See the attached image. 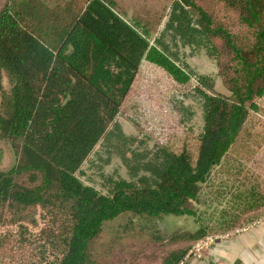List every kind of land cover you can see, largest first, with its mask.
<instances>
[{
    "label": "trees",
    "instance_id": "obj_1",
    "mask_svg": "<svg viewBox=\"0 0 264 264\" xmlns=\"http://www.w3.org/2000/svg\"><path fill=\"white\" fill-rule=\"evenodd\" d=\"M166 37L204 50L226 92L181 64ZM144 60L181 87L172 105L192 137L177 147L123 128ZM188 99L200 107L198 131ZM261 99L264 0H0V142L13 157L0 168V264H140L98 246L105 222L125 219L126 231L134 218L197 217L216 168L258 162ZM100 148L130 178L86 183ZM152 227L142 230L163 264H178L207 234Z\"/></svg>",
    "mask_w": 264,
    "mask_h": 264
},
{
    "label": "rangeland",
    "instance_id": "obj_2",
    "mask_svg": "<svg viewBox=\"0 0 264 264\" xmlns=\"http://www.w3.org/2000/svg\"><path fill=\"white\" fill-rule=\"evenodd\" d=\"M164 39L181 64L186 65L196 74L209 75L214 79L215 88L226 92L217 74L215 61L208 58L204 50L193 52L188 47H183L179 40H170L169 37ZM174 41H177V45ZM180 88L163 68L144 60L122 109L121 122L125 132L144 137L147 145L161 142L170 147H177L186 138L192 137L179 124L177 110L172 105V99L180 94ZM190 102L191 100L188 99L187 103L192 106L191 110L195 111L191 120L195 130L198 131L201 127L200 107L197 103ZM260 105L263 112L259 113V117L263 121L264 99H261ZM254 160L264 164V144ZM12 162L10 150L0 142V168H7ZM254 164V162L247 166L244 163H241V166L231 164L228 166V171L220 167L216 168L212 179L204 184L201 190L197 217L167 215L153 222L134 218L133 226L126 231L123 229L125 219L112 223L107 221L99 241L103 243L98 246L102 250L115 249L118 256L123 259L131 260L134 257L139 258L142 264H162L164 260L162 254L153 252L155 245L150 241L151 235L146 231L143 232V228L153 226V231L172 233L176 230L195 231L205 227L207 233H214L224 231L222 229L225 226L233 229L243 225L246 218L243 215L248 210L245 202L251 204L257 201L256 193L264 195V165L257 168ZM240 170L244 171L240 172ZM236 172L240 173L236 175ZM108 175L130 178L122 159L110 154L107 148H100L91 161L85 164L82 178L86 183L100 187L102 176ZM262 201L259 200L258 203ZM214 224L221 229L211 226ZM153 234L158 236L157 232ZM118 236L122 238H117ZM143 247L147 248L142 249Z\"/></svg>",
    "mask_w": 264,
    "mask_h": 264
},
{
    "label": "crops",
    "instance_id": "obj_3",
    "mask_svg": "<svg viewBox=\"0 0 264 264\" xmlns=\"http://www.w3.org/2000/svg\"><path fill=\"white\" fill-rule=\"evenodd\" d=\"M259 163L256 162L254 165L259 167L264 165ZM247 165H250V163L245 164V166ZM255 197L257 201L254 203L248 204L245 202L248 208L247 212L243 215L246 216L244 219L245 223L239 226H250L247 231L238 233L229 240L218 241L206 251L202 259L191 260L187 264H264V223L252 225L254 220L264 214V202L262 201L264 200V195L256 193ZM259 200L262 203H258ZM254 204L256 206L253 207ZM211 226L218 228L217 224ZM223 228L222 230L224 231L229 230V226Z\"/></svg>",
    "mask_w": 264,
    "mask_h": 264
},
{
    "label": "built area",
    "instance_id": "obj_4",
    "mask_svg": "<svg viewBox=\"0 0 264 264\" xmlns=\"http://www.w3.org/2000/svg\"><path fill=\"white\" fill-rule=\"evenodd\" d=\"M264 223V214L252 222V225ZM250 226L236 227L233 229L207 233L205 236L197 240L186 252L184 257L178 264H187L191 260H200L205 256L206 251L211 248L215 243L221 240H229L238 233L247 231Z\"/></svg>",
    "mask_w": 264,
    "mask_h": 264
}]
</instances>
